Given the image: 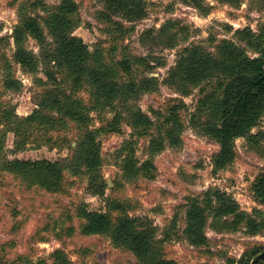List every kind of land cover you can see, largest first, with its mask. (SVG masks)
<instances>
[{
	"label": "rangeland",
	"instance_id": "rangeland-1",
	"mask_svg": "<svg viewBox=\"0 0 264 264\" xmlns=\"http://www.w3.org/2000/svg\"><path fill=\"white\" fill-rule=\"evenodd\" d=\"M72 1L77 12L71 15L69 37L81 39L90 51L99 50L103 62L116 71L114 82L134 84L137 92L119 94L108 106L101 104L94 86H74L54 59H43L54 55L59 40L47 27L44 45L25 37L23 46L38 58V66L24 69L14 58V31L21 16H46L61 0H0V117L4 110L14 111L17 118L39 110L50 119L60 118L57 110L40 105L45 91L57 89L64 102L77 100L85 107L101 155V166L93 173L76 162L82 139L76 123L65 129L33 128L22 150L15 125L0 124L5 161L47 160L65 167L62 179L52 180L48 188L10 173L0 156V264H56L57 254L62 264H239L264 248V233L251 235L246 225L239 231L219 229L211 217L204 227L205 245L187 240V209L215 190L264 222V203L255 193L264 177V114L249 139L236 141L233 164L216 169L220 147L204 129L228 79L223 73L198 84H177L173 77L193 50L224 59L222 53L233 47L246 57H258L250 33H263L264 0H130L142 10L136 19L111 13L102 0ZM52 69L57 82L47 77ZM10 79L16 87L7 86ZM160 141L164 150L152 154V145ZM128 159L141 172L128 174ZM81 208L104 213L113 223L130 217L151 225L150 256L139 259L109 234L85 235Z\"/></svg>",
	"mask_w": 264,
	"mask_h": 264
},
{
	"label": "trees",
	"instance_id": "trees-1",
	"mask_svg": "<svg viewBox=\"0 0 264 264\" xmlns=\"http://www.w3.org/2000/svg\"><path fill=\"white\" fill-rule=\"evenodd\" d=\"M108 11L136 19L143 14L139 7L130 4V0H102ZM37 4L33 3V8ZM77 10V5L72 0H61V5L53 13L46 16L37 14L34 17L27 13L21 16V25L14 31V40L17 46L15 61L24 69L33 71L38 66V58L28 51L23 42L25 37H33L45 44L44 28L51 29L53 35L58 37V46L54 55L44 54L43 59L56 62V67L66 74L71 83L80 87L86 83L97 89V98L101 104L111 106L119 94L133 95V85H121L114 82L116 71L103 62L99 50L90 51V48L81 39L69 37V32L74 28L71 15ZM59 31V33H58ZM253 49L257 50L258 57H246L237 52L233 47L227 48L222 56L224 59H213L211 56L191 51L179 62L173 77L176 83L186 82L198 84L217 78L218 74H225L228 81L223 84L222 95L216 98L212 107V116L205 124L204 132L219 145L220 150L214 158L216 169H224L233 164L236 158L235 143L241 138H250L251 131L257 126L264 114V30L255 35L250 33ZM55 67V68H56ZM131 72L129 71V74ZM50 81L57 82L56 74L46 72ZM16 84L10 79L7 86L14 88ZM57 91V89H55ZM45 91L42 110H57L60 118L50 119L45 112L36 110L31 115L17 118L14 111L1 112L0 124H14L12 130L17 138L18 150L26 145L27 132L33 128L38 129H65L69 123L79 124L82 129V139L76 147L75 159L87 168L89 173L97 171L101 166L100 145L96 141V133L89 130L88 114H83L85 107L77 100L63 101V94L59 91ZM104 103H103V102ZM102 106V105H101ZM3 135L0 133V156L4 161L3 167L12 174L23 175L27 178L38 180L43 186L51 188L52 180L58 182L62 179L65 167L61 163L43 161H5L1 154L4 149ZM170 143L174 141L170 139ZM174 145V144H173ZM165 148L164 142H154L152 154H157ZM133 159L126 160L125 170L135 176L143 168L136 167ZM147 166V164H145ZM78 168V167H77ZM257 198L264 203V177L255 187ZM204 200H193L186 211L187 240L195 246L207 243L204 227L208 218H213V225L219 229L241 230L244 225L251 235L264 233V222H256L249 215L240 211L239 205L227 194L215 190L204 194ZM79 215L85 220L83 233L85 235L109 234L117 245L130 249L139 259H146L151 254V245L154 231L151 225L140 219L124 217L113 223L104 213L88 211L81 208ZM231 217L232 220L226 219ZM264 253V248L255 249L248 255V259L239 264H250L254 259ZM56 264H62L60 255ZM59 262V263H58ZM264 259L258 264H262ZM41 264V263H35Z\"/></svg>",
	"mask_w": 264,
	"mask_h": 264
},
{
	"label": "water",
	"instance_id": "water-1",
	"mask_svg": "<svg viewBox=\"0 0 264 264\" xmlns=\"http://www.w3.org/2000/svg\"><path fill=\"white\" fill-rule=\"evenodd\" d=\"M263 258H264V253L258 256L256 259H254L251 264H257Z\"/></svg>",
	"mask_w": 264,
	"mask_h": 264
}]
</instances>
